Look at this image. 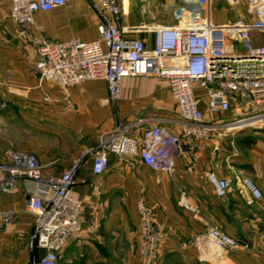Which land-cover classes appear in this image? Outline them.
Segmentation results:
<instances>
[{"label": "crops", "instance_id": "obj_1", "mask_svg": "<svg viewBox=\"0 0 264 264\" xmlns=\"http://www.w3.org/2000/svg\"><path fill=\"white\" fill-rule=\"evenodd\" d=\"M118 25L128 39L154 43V28L168 20L160 0H117ZM172 6L166 0V7ZM9 0H0V160L9 151L36 156L44 175H60L102 134L117 126L153 124L179 134L178 114L166 81L125 77L119 97L106 101L103 80H88L62 89L40 82L37 51L42 42L79 39L93 42L100 19L92 0H66L65 5L34 14L27 25L9 18ZM203 122H223L253 112L249 98L230 95V108L212 114L205 93L195 87ZM171 175L145 167L138 155L108 156L106 170L93 173V158L84 156L75 174L74 191L81 201L80 231L58 255L56 264H144L140 247L138 204L152 209V224L167 233L155 264H264V125L219 129L197 139L181 138ZM225 179L237 192L218 198L206 175ZM251 179L262 197L249 204L240 179ZM186 201L195 209L183 207ZM10 215L5 224L1 215ZM211 225L238 242L219 247L208 235ZM33 215L20 188L0 193V264H29L28 237Z\"/></svg>", "mask_w": 264, "mask_h": 264}, {"label": "built area", "instance_id": "obj_2", "mask_svg": "<svg viewBox=\"0 0 264 264\" xmlns=\"http://www.w3.org/2000/svg\"><path fill=\"white\" fill-rule=\"evenodd\" d=\"M9 18L17 25L31 24L35 13L65 5L66 0H9ZM205 7L207 17L180 26L154 28V43L124 37L118 25L121 8L117 0H92L100 24L98 37L87 43L79 39L42 42L37 51L35 72L40 82L62 89L88 80L101 79L108 102H115L125 77H155L166 81L178 114L179 134L166 127L148 124L141 128L139 141L130 136L135 126H117L101 135L98 144L84 150L78 160L60 175H44L35 155L9 151L0 160V193L20 188L33 215L28 249L42 250L29 264H56L58 255L80 231L81 201L74 191L75 174L84 156L93 158V173L102 174L110 154L117 157L138 155L141 163L154 171L171 175L180 153L181 138L197 139L219 129L237 130L264 125V0H243L253 21L237 20L226 26L211 22L213 0H192ZM235 4L239 0H226ZM197 24V25H195ZM259 35L254 39L252 35ZM237 45L239 48H235ZM205 93L209 113H225L230 95L241 93L254 102L253 112L220 125L203 122L195 93ZM206 180L216 197L237 192L227 180L209 173ZM250 196L249 204L261 199L258 186L249 178L240 179ZM184 208L195 211L186 201ZM141 255L144 264H155L158 248L167 233L156 229L152 209L138 204ZM197 214L198 212H194ZM8 213L1 215L9 223ZM209 238L219 247L237 248L238 242L215 225Z\"/></svg>", "mask_w": 264, "mask_h": 264}, {"label": "rangeland", "instance_id": "obj_3", "mask_svg": "<svg viewBox=\"0 0 264 264\" xmlns=\"http://www.w3.org/2000/svg\"><path fill=\"white\" fill-rule=\"evenodd\" d=\"M172 6L166 7V0H160L162 8H168L166 14L167 22L162 26H180L186 24H194L205 17V7L198 5L192 0H169ZM211 22L215 26H226L237 20H244L246 22L253 21L252 17L247 13V7L243 0H239L235 4H230L226 0H213L210 7ZM254 39H258L259 35H252ZM261 42L264 41V36H261ZM235 48L237 45L234 46ZM247 105L253 106L254 102L249 99Z\"/></svg>", "mask_w": 264, "mask_h": 264}, {"label": "bare ground", "instance_id": "obj_4", "mask_svg": "<svg viewBox=\"0 0 264 264\" xmlns=\"http://www.w3.org/2000/svg\"><path fill=\"white\" fill-rule=\"evenodd\" d=\"M195 25H197V24H195Z\"/></svg>", "mask_w": 264, "mask_h": 264}]
</instances>
